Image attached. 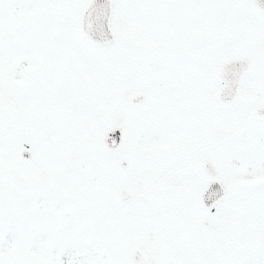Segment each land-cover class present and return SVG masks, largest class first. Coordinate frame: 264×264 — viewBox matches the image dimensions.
Segmentation results:
<instances>
[{
    "label": "snow or ice",
    "instance_id": "snow-or-ice-1",
    "mask_svg": "<svg viewBox=\"0 0 264 264\" xmlns=\"http://www.w3.org/2000/svg\"><path fill=\"white\" fill-rule=\"evenodd\" d=\"M0 264H264V0H0Z\"/></svg>",
    "mask_w": 264,
    "mask_h": 264
}]
</instances>
